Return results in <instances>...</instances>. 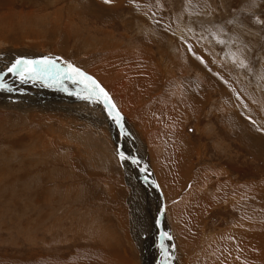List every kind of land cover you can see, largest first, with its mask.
<instances>
[{"label":"rangeland","instance_id":"374dc122","mask_svg":"<svg viewBox=\"0 0 264 264\" xmlns=\"http://www.w3.org/2000/svg\"><path fill=\"white\" fill-rule=\"evenodd\" d=\"M44 59L54 79L8 72ZM263 68L264 0H0V264H195L226 234L263 256L264 232L231 237L243 190L264 207Z\"/></svg>","mask_w":264,"mask_h":264},{"label":"bare ground","instance_id":"6f19581e","mask_svg":"<svg viewBox=\"0 0 264 264\" xmlns=\"http://www.w3.org/2000/svg\"><path fill=\"white\" fill-rule=\"evenodd\" d=\"M194 6V5H193ZM162 22V21H161ZM87 40V39H86ZM185 43V42H184ZM191 43V42H190ZM198 48V47H197ZM207 49V48H206ZM142 50V49H141ZM140 50V51H141ZM144 50V49H143ZM142 50V51H143ZM185 50V49H184ZM11 51H13V50H11ZM114 51V50H113ZM139 51V52H140ZM145 51V50H144ZM180 51V50H179ZM21 52V51H20ZM54 52V51H53ZM148 52V51H147ZM184 53V52H183ZM141 54V53H140ZM144 54H145V52H144ZM180 54H181V52H180ZM191 54H192V52H191ZM197 54V53H196ZM200 54V53H199ZM13 55V54H12ZM113 55V54H112ZM193 55H195V54H193ZM192 55V56H193ZM8 56V55H7ZM114 56V55H113ZM140 58V57H139ZM144 58V57H143ZM170 58V57H169ZM205 58V57H204ZM105 59H107V58H105ZM171 59V58H170ZM194 59H195V57H194ZM202 60H204V59H202ZM200 61V60H199ZM198 61V62H199ZM103 62H105V61H103ZM103 62H100V67H103L104 68V66H102V63ZM193 62H195V61H193ZM107 63V62H106ZM104 64V63H103ZM104 65H106V64H104ZM3 66V65H2ZM106 67V66H105ZM97 68V67H96ZM104 70V69H103ZM181 71V70H180ZM9 75L8 76H6L5 78H4V80H12V79H14L15 77L13 76V74H10V73H8ZM17 75V74H16ZM14 77V78H13ZM83 77H88L86 74H84V76ZM93 80V79H92ZM91 79L89 80L88 79V81H92ZM100 80V82L104 85V82H105V77L102 75V78H100L99 79ZM20 82V81H19ZM47 83V82H46ZM96 83V82H95ZM14 84H15V81H14ZM113 85H115L114 84V82H111V83H109L107 86H105L111 93H112V96H113V100L114 99H116L117 98V94H116V92L117 93H119L118 92V90H116V89H114L115 91H114V93L115 94H113V89L111 88V86H113ZM100 86V85H99ZM172 86V85H171ZM13 87V86H12ZM14 88V87H13ZM44 89V88H43ZM1 90V89H0ZM59 92V91H58ZM197 92V91H196ZM198 93V92H197ZM197 96V95H196ZM118 100H120V101H126L127 100V96H126V94H123L121 97H119L118 96ZM56 99V98H55ZM173 99V98H172ZM189 100H191L190 98H188ZM53 101V100H52ZM115 101V100H114ZM188 101V100H187ZM192 101L193 100H191V102H190V106L191 107H193L194 108V106H192L193 105V103H192ZM62 102V101H61ZM119 102V101H118ZM180 102V101H179ZM184 102H186V100L184 101ZM189 102V101H188ZM194 102V101H193ZM51 103V102H50ZM115 103H116V105H117V102L115 101ZM187 103V102H186ZM3 104H4V102H3ZM119 104H122V103H119ZM172 104V103H171ZM0 105H2V103L0 104ZM49 105V104H48ZM182 105L183 104H181V108H182ZM195 105V104H194ZM122 106V105H121ZM120 106V108H122ZM170 106V105H169ZM174 106V105H173ZM180 106V105H179ZM119 107V106H118ZM175 107H176V104H175V106H174V108H173V110H171V111H175L174 109H175ZM178 107V106H177ZM48 108H50V109H54V107L52 108V107H48ZM46 109V108H45ZM114 109V108H113ZM123 110H124V108H122ZM122 109H121V111H122ZM183 109V108H182ZM49 110V109H48ZM167 110V109H166ZM57 111V110H56ZM168 111H170V110H168ZM180 111V110H179ZM183 111V110H182ZM54 112V111H53ZM181 112V111H180ZM171 113V112H170ZM183 113V112H182ZM38 114V113H37ZM41 115V114H40ZM55 116V115H54ZM32 117V116H31ZM147 117V116H146ZM170 117V116H169ZM181 117V116H180ZM34 118H36V117H34ZM34 118H29L28 120H29V122H28V125H30V126H32V128H33V125L34 124H36V123H39V120H36V119H34ZM168 118V117H167ZM56 119V118H55ZM58 119V118H57ZM171 119V122H172V118H169V120ZM170 122V123H171ZM40 124V123H39ZM171 130V129H170ZM141 137H142V135H141ZM160 137V136H159ZM161 139V138H160ZM155 142V141H154ZM154 144V143H153ZM55 145V144H54ZM49 146V145H48ZM46 148V147H45ZM47 150V149H46ZM49 150V149H48ZM160 178H161V176H160ZM163 178H165V177H163ZM154 179H155V176H154ZM162 180V179H161ZM157 186V185H156ZM222 187V186H221ZM219 188L218 189V191L216 192V195L212 198L213 199V202H215L216 200H218L217 198H220V196H224L227 192H225V189L223 188ZM240 190V189H239ZM237 191L235 194H241V192H245L244 193V196H243V199H244V201H245V203L247 204V206L250 208V210H252V213H250V215H252V216H248V213L246 212V211H243L242 213H244V215L245 216H248L247 218V222L248 223H251V226H252V228H250L249 230H242V231H244V232H242V231H240V232H237V233H231V237L233 236V239H234V237L236 236V237H238L239 239H237L238 240V242L239 243H237V244H239L240 246H241V248H242V253H245V245H247L248 246V243H250L253 247H254V242H259L258 240H254V239H252L251 240V242H249L248 241V239H247V237L249 238V233H251V234H253L254 232H264V228L262 227V226H264V210H263V208L264 207H261L260 206V204H262L263 202L262 201H260L259 199H260V197H257V195L256 194H254L255 192H253V193H250V192H248L247 190H243V191ZM192 201L190 202V201H188V202H186V203H182V207L180 208V216L182 217V222L184 223H182L181 224V227H182V229H184V230H187V231H189V229L190 230H192V229H194L196 226H195V224H198V222L196 223V221L197 220H199L201 217H202V214H204L203 212H205V210H206V204H209L208 202H211L212 201V199H208L204 194H202V195H198L197 197H192ZM221 199V198H220ZM202 200V201H201ZM260 201V202H259ZM194 202H197L196 204H193ZM212 202V203H213ZM258 203H260V204H258ZM185 204V205H184ZM214 204V203H213ZM212 204V205H213ZM211 205V204H210ZM141 210V209H140ZM140 210H137V213H139V212H141ZM243 210V209H242ZM175 212V211H174ZM162 215V212H160V216ZM139 216H140V214H139ZM243 220H244V218H243ZM192 221H193V223H192ZM246 221V220H245ZM141 222V221H140ZM192 223V224H191ZM190 224V225H189ZM234 229H236V228H234ZM239 229V228H238ZM237 230V229H236ZM256 230V231H255ZM263 234V233H262ZM253 237V236H252ZM223 240L222 241H217L216 243H215V245L214 244H212L211 242L209 243V244H206V247L203 249V251H204V256L202 255V251L200 252V254H199V256L196 258L197 259V262H195V264H223V263H225L226 261H227V263L228 262H230L231 260H237V258L234 256V254H235V251H233L234 249V246H235V241L234 240H232L227 234L226 235H224L223 237ZM220 240V239H219ZM243 240V241H242ZM241 241V242H240ZM247 242V243H246ZM154 243V242H153ZM264 244V243H263ZM213 245H214V247H213ZM158 246V245H157ZM237 246V245H236ZM148 248V247H147ZM250 248V247H249ZM261 248V247H260ZM149 249H151V254H152V256H154L155 255V253L156 252H158V250H157V247L156 246H154V245H151L150 246V248ZM240 249V248H239ZM252 249H254V248H252ZM147 250V249H146ZM154 250V251H153ZM212 253V256H210V254ZM238 253V252H237ZM146 254H147V252H146ZM258 252H255V254H253L252 256L253 257H250L248 260H247V262H244V261H238L237 260V262L239 263V264H264V255L263 256H261V257H259L258 255ZM238 255V254H237ZM235 257V258H234ZM239 257V256H238ZM149 258H151V257H149ZM152 259V258H151ZM155 260H156V257L154 258ZM240 259V258H239ZM44 260H45V258H44ZM42 261V260H41ZM48 262H50V259H48L47 260ZM45 262V261H44ZM148 263L150 262V260H148L147 261ZM52 263H54V264H67V263H59V262H55V261H53ZM78 264V263H77ZM234 264H236L235 262H234Z\"/></svg>","mask_w":264,"mask_h":264},{"label":"snow or ice","instance_id":"6c2138e0","mask_svg":"<svg viewBox=\"0 0 264 264\" xmlns=\"http://www.w3.org/2000/svg\"><path fill=\"white\" fill-rule=\"evenodd\" d=\"M105 3H109L110 0H104ZM69 69L79 75V76H84L82 72H80L78 69L72 68L71 65L68 66ZM57 69V66L55 62L44 59L40 61H24V60H17L14 64H12L11 67L8 68V72L16 74L17 72L23 73V71H27L28 74L31 76L32 79H40V80H47L49 78H53V73L52 70ZM57 74H59V70L57 69ZM64 78V77H62ZM68 79H72L71 76H66ZM23 79V76H22ZM87 79H91L90 77H87ZM92 84L94 87L91 89V94H96V89L99 88V85L95 83V81H92ZM100 94H103L105 98V108L108 109L109 115L111 116L112 110L114 106L111 108L109 107L111 105V101L107 97V93L104 92L102 88H99ZM119 114L117 113V116ZM118 122V121H117ZM120 158L123 160L125 157L121 154ZM163 235V234H162Z\"/></svg>","mask_w":264,"mask_h":264},{"label":"crops","instance_id":"0c3cea01","mask_svg":"<svg viewBox=\"0 0 264 264\" xmlns=\"http://www.w3.org/2000/svg\"><path fill=\"white\" fill-rule=\"evenodd\" d=\"M264 69V68H263ZM154 154H155V156H156V158H161L162 159V163L160 164V169H163V165H168V164H170V165H172V163L173 162H170V161H168V160H166V159H164L157 151H154ZM183 157H185V158H188V154L186 153V154H184L182 157H181V160H182V158ZM175 160L177 161V158H175ZM175 160H174V163H175ZM178 162V161H177ZM164 169H166V170H168V168H164ZM170 170V169H169ZM164 175H167L166 173H163Z\"/></svg>","mask_w":264,"mask_h":264},{"label":"water","instance_id":"95a60500","mask_svg":"<svg viewBox=\"0 0 264 264\" xmlns=\"http://www.w3.org/2000/svg\"><path fill=\"white\" fill-rule=\"evenodd\" d=\"M121 153V152H120Z\"/></svg>","mask_w":264,"mask_h":264}]
</instances>
